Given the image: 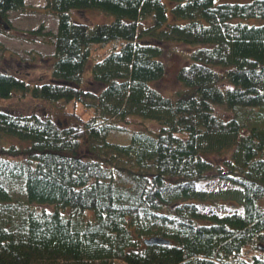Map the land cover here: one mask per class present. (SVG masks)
Here are the masks:
<instances>
[{
    "label": "trees",
    "instance_id": "16d2710c",
    "mask_svg": "<svg viewBox=\"0 0 264 264\" xmlns=\"http://www.w3.org/2000/svg\"><path fill=\"white\" fill-rule=\"evenodd\" d=\"M44 2L56 32L41 24L24 34L51 38V80L0 71V99L21 93L93 114L65 126L0 109V264H264L245 253L264 251V0ZM24 7L0 0L1 21L11 28L8 12ZM88 8L113 20L70 14ZM166 42L190 49L173 96L152 84L166 73ZM88 67L98 93L81 87ZM117 118L159 128L119 127ZM86 141L92 156L79 153ZM209 174L235 187L200 188ZM218 200L241 211L198 206ZM150 236L170 244L147 246Z\"/></svg>",
    "mask_w": 264,
    "mask_h": 264
},
{
    "label": "rangeland",
    "instance_id": "374dc122",
    "mask_svg": "<svg viewBox=\"0 0 264 264\" xmlns=\"http://www.w3.org/2000/svg\"><path fill=\"white\" fill-rule=\"evenodd\" d=\"M218 2H244L247 0H214ZM44 0H25L24 9L12 10L8 14L11 20V28L6 26L0 19V42L4 49L0 51V71H7L24 79L29 84L49 82L50 64L48 57L53 52L51 38L41 36H31L24 34L25 30L33 29L39 25H44L45 31L56 32L57 17L44 8ZM73 19L88 24L111 22L113 16L105 14L99 10L88 8L82 10H72L70 12ZM163 60L166 64V73L160 80L153 82V87L164 96H173L181 88L180 82L176 78L180 67L188 62L187 54L189 47L175 43H164ZM106 48H95L93 54L103 55ZM81 87L98 93L103 86L92 81L90 67H88ZM0 109L14 114L29 115L32 113L40 116H50L61 125H71L76 123V118L87 120L92 114V109L85 108L82 104L63 103L62 101L50 102L41 99H34L28 95L15 93L9 99H0ZM257 111V108H254ZM215 111L223 118L235 115V111L223 106H216ZM254 114L249 112L244 114ZM119 127L129 129H149L157 131L158 125L154 122H143L136 118L125 120L115 119L114 122ZM16 142V139L6 142ZM79 153L84 156H92L87 141L83 143ZM0 154H2L0 152ZM264 154V153H263ZM213 158V157H211ZM215 159V158H214ZM219 161V159H215ZM199 187L205 190H219L235 187L228 180H221L212 175H207L199 182ZM232 202V203H231ZM198 206L204 212L214 211L219 214L227 212L241 211L239 206L230 200H218L217 203H199ZM51 209V207H45ZM91 213H88L90 215ZM245 253L250 260L253 255H264L261 249L248 246Z\"/></svg>",
    "mask_w": 264,
    "mask_h": 264
},
{
    "label": "water",
    "instance_id": "95a60500",
    "mask_svg": "<svg viewBox=\"0 0 264 264\" xmlns=\"http://www.w3.org/2000/svg\"><path fill=\"white\" fill-rule=\"evenodd\" d=\"M144 244L149 246V245H159V244H166L169 245L170 244V240L166 239L164 237H160V236H150L147 237L143 240Z\"/></svg>",
    "mask_w": 264,
    "mask_h": 264
}]
</instances>
